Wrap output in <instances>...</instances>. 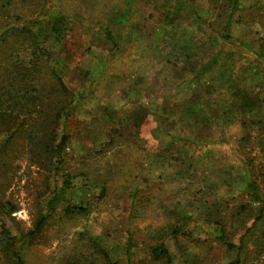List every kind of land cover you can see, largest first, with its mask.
<instances>
[{
	"label": "rangeland",
	"instance_id": "obj_1",
	"mask_svg": "<svg viewBox=\"0 0 264 264\" xmlns=\"http://www.w3.org/2000/svg\"><path fill=\"white\" fill-rule=\"evenodd\" d=\"M231 5L0 0V90H11L0 217L19 244L45 215L19 250L25 264H126L129 242L131 264H226L235 250L221 229L244 235L232 264H264L262 203L247 186L264 200V0H239L223 39ZM62 106L74 107L64 122ZM67 175L66 200L48 212ZM69 202L85 210L67 213ZM160 242L169 262L152 251ZM13 249L0 227V264H19Z\"/></svg>",
	"mask_w": 264,
	"mask_h": 264
},
{
	"label": "trees",
	"instance_id": "obj_2",
	"mask_svg": "<svg viewBox=\"0 0 264 264\" xmlns=\"http://www.w3.org/2000/svg\"><path fill=\"white\" fill-rule=\"evenodd\" d=\"M240 9L239 6V0H232V5L230 7V9L227 12L226 15V19H225V29H223L222 31H220V35L223 39H230V38H234V32H233V24H235L238 19H240V13L238 12ZM236 14V17H235ZM119 25V24H118ZM101 31L103 32L104 36L109 40V42H111L113 45L117 44V37H116V32L112 29H110L108 26H101ZM241 44H243L244 46L251 48L250 45L248 43H246L245 41H240ZM259 53V52H256ZM10 61V60H9ZM12 62V61H10ZM13 63V62H12ZM58 89H62V90H67L68 87H66L65 83L60 80L59 81V85L57 87ZM6 93H10L11 90L9 89H5L3 91L0 90V97L3 96V94ZM13 99L12 96H10L8 98L7 102H10ZM4 99H1V103L3 102ZM63 107V106H62ZM73 106L67 107V108H62V117H63V122L64 120H66L69 116V114L72 112L73 110ZM60 109H56L55 114L53 116V119L60 116ZM32 125V124H30ZM3 128L0 129V132H3ZM55 131V127L53 128L52 132L54 133ZM68 140V135L64 132H62L60 134V138L59 140L55 143V141L52 140V144H48L50 147V150L52 151V153L56 152H62L65 146V143ZM39 144H41V141H39ZM73 186V183L69 177V175H67V177L63 178L60 186L54 190V192L52 193V195L46 200V206H47V211L48 212H52L53 210L56 209V207L62 203L64 200H66V193L68 191V189H70ZM249 192L251 194V196L253 197V199H257L261 201V208L260 211L258 213V215L256 216L257 219L261 218L262 216H264L263 213V208H264V200L260 198V195L257 191V187L255 185V183L253 181H248L247 183ZM83 210H85L84 205H81L79 203H74V202H69L66 206L64 211L67 213H78V212H82ZM45 221V215H40L36 222H35V226L30 229L25 236L20 240L19 244H17V240L16 237L14 235H9V230L6 227V224L4 222V220L0 217V227H1V231L5 234H7L11 240V243L13 244V254L15 255L17 262L19 264H25L23 262V260L21 259V256L19 254V250L21 249V246H23L26 242L27 239L31 236H34V234L40 230V228L43 226ZM176 231V230H175ZM218 236L220 237V239L226 244V246L229 249H233L235 250V257L228 263L226 264H232L234 262L239 261L240 259V251L243 247V234L239 236L238 241H233L230 238H228L224 231H219L218 232ZM133 249H130V242L128 244V246L126 247V253H127V260H126V264H131L132 261V253H133ZM152 251L154 253V255L156 257H160V256H165L168 259L169 262V254H168V249L164 246V244L162 242L155 244L152 247ZM107 264H118L117 262H111L109 260H107Z\"/></svg>",
	"mask_w": 264,
	"mask_h": 264
}]
</instances>
